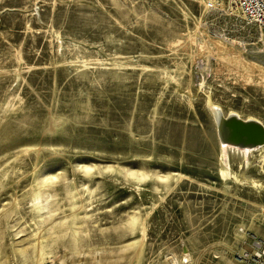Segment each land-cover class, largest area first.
Segmentation results:
<instances>
[{"label":"rangeland","instance_id":"374dc122","mask_svg":"<svg viewBox=\"0 0 264 264\" xmlns=\"http://www.w3.org/2000/svg\"><path fill=\"white\" fill-rule=\"evenodd\" d=\"M209 101L264 126V35L227 0H0V264L264 244V145L223 157Z\"/></svg>","mask_w":264,"mask_h":264},{"label":"bare ground","instance_id":"6f19581e","mask_svg":"<svg viewBox=\"0 0 264 264\" xmlns=\"http://www.w3.org/2000/svg\"><path fill=\"white\" fill-rule=\"evenodd\" d=\"M209 108L217 124V135L223 148V157L226 156V149L228 148L247 153L249 150L260 148L264 145V126L261 122L255 119L245 120L234 113L225 117L218 108L211 105L210 101ZM242 136L244 139H242ZM249 142L252 144L248 145ZM221 173L225 178L229 176L223 171H221ZM246 233L247 232L244 233L242 241L246 239ZM241 234L242 233H240V235ZM253 246L255 248L258 247L257 244Z\"/></svg>","mask_w":264,"mask_h":264},{"label":"built area","instance_id":"2783aa9c","mask_svg":"<svg viewBox=\"0 0 264 264\" xmlns=\"http://www.w3.org/2000/svg\"><path fill=\"white\" fill-rule=\"evenodd\" d=\"M235 12L246 23L256 26L264 35V0H227ZM258 245L252 252H240L235 254L234 261L238 264H263L264 244L258 240Z\"/></svg>","mask_w":264,"mask_h":264},{"label":"water","instance_id":"95a60500","mask_svg":"<svg viewBox=\"0 0 264 264\" xmlns=\"http://www.w3.org/2000/svg\"><path fill=\"white\" fill-rule=\"evenodd\" d=\"M242 139H244V137H243V136H242ZM249 144H252V143H250V142H249V143H248V145H249Z\"/></svg>","mask_w":264,"mask_h":264}]
</instances>
